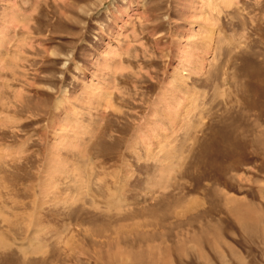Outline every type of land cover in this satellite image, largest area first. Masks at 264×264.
<instances>
[{
	"label": "rangeland",
	"instance_id": "rangeland-1",
	"mask_svg": "<svg viewBox=\"0 0 264 264\" xmlns=\"http://www.w3.org/2000/svg\"><path fill=\"white\" fill-rule=\"evenodd\" d=\"M0 264H264V0H0Z\"/></svg>",
	"mask_w": 264,
	"mask_h": 264
}]
</instances>
